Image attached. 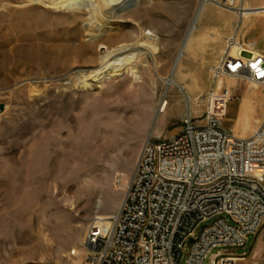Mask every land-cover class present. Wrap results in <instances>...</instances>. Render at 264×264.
<instances>
[{"label":"rangeland","instance_id":"rangeland-1","mask_svg":"<svg viewBox=\"0 0 264 264\" xmlns=\"http://www.w3.org/2000/svg\"><path fill=\"white\" fill-rule=\"evenodd\" d=\"M29 1L0 0V62L3 50L10 61L0 74V264H81L93 217L119 211L143 145L179 133L186 116L203 118L211 90L229 91L224 129L248 137L259 126L264 87L233 77L214 83L218 60L207 59L212 36L220 34V56L235 32L252 44L243 25L264 16V2L248 0L255 15L239 28L237 13L207 1L199 42L163 97L201 0ZM136 46L147 50L121 75L93 77L105 54ZM251 91L257 123L240 135ZM231 252L236 264H264V222Z\"/></svg>","mask_w":264,"mask_h":264},{"label":"built area","instance_id":"built-area-1","mask_svg":"<svg viewBox=\"0 0 264 264\" xmlns=\"http://www.w3.org/2000/svg\"><path fill=\"white\" fill-rule=\"evenodd\" d=\"M246 1L208 0L235 13ZM224 43L213 82L264 86V54L236 32ZM228 100V90H211L203 118L186 116L179 133L143 145L119 211L93 217L81 264L237 263L231 251L264 222V117L252 136L237 137L220 119Z\"/></svg>","mask_w":264,"mask_h":264},{"label":"bare ground","instance_id":"bare-ground-1","mask_svg":"<svg viewBox=\"0 0 264 264\" xmlns=\"http://www.w3.org/2000/svg\"><path fill=\"white\" fill-rule=\"evenodd\" d=\"M34 1L35 0L29 1V2L33 3ZM75 1L77 2L78 0H75ZM207 1L208 0H201V3H200L199 8H198V14L197 15H199L200 12L202 11L203 7L206 6L205 3ZM116 3L118 4L119 0H110L109 3H107L106 5L109 6V5H114ZM124 5H125V3L123 2V4L121 5V8L124 9V7H125ZM247 5H248V0L245 2V6H244L243 10L240 9V10L237 11V15L239 17L238 18V20H239L238 27L240 26L239 28H241V20L245 16H248L249 13L255 15L252 11H250V9L247 8ZM32 6H34V5H32ZM197 18H198V16H196V18H195V20L193 22V25L197 21ZM193 25H192V29L194 27ZM224 42H225V40H224ZM186 47H187V39L185 40L184 44L182 45L181 51H180V53L178 55V58H177V60L175 62L174 67L176 65H178L181 57L184 55V53L186 51ZM245 47H246V49L249 52H252L254 55L261 54V53H257V52L255 54L254 53L255 51H254L253 48L250 50V49L247 48V46H245ZM146 50H147V48H145V46H136L135 48L130 49V50L125 51V52L119 53L117 51H112L109 54H105V56H103V61H104L103 66L98 68L97 70H95L93 72L94 73L93 77H98L99 78V77L105 76L107 74H112L114 76L121 75V73L125 70V67L129 63V61L131 59L138 58L139 56L143 55ZM1 52H2V55H3V61L0 62V74L3 73L8 68V66L10 65V63H9L10 61H9L8 57L6 56L5 51L3 50ZM17 52L19 53L18 50H17ZM232 52H237V49L233 48ZM223 53H224V48H223V51H222V55H223ZM221 56H220V58H221ZM109 59L114 60V62L113 63L108 62V61H110ZM174 67H173V69H174ZM221 80L222 79H219V81H221ZM163 81H164V85H165L164 86V93H163V97H164V95L166 94L168 88L170 86L174 85L173 72H171L167 78H164ZM249 85L253 86L254 88L255 87H259V85L252 84V83H250ZM262 87H264V86H262ZM256 95L257 94H256L255 91H251L250 98L248 100H245V102L243 103V105L241 107V110H240V113H239V120H238L239 134L240 135L241 134H245V133H247L249 131H252V129L254 128L255 123H257L256 122L257 119H255V117H254V99L256 98ZM166 106H167V102L166 101L161 102L159 104V107H158V114L159 115H162L165 112ZM257 129H258V126L255 129V131L250 136H252L256 132ZM250 136L248 135V137H250ZM248 137L246 136V137H240V138H248ZM82 249H83V247H82ZM83 251H84V249H83ZM71 255H75V251H72Z\"/></svg>","mask_w":264,"mask_h":264},{"label":"crops","instance_id":"crops-1","mask_svg":"<svg viewBox=\"0 0 264 264\" xmlns=\"http://www.w3.org/2000/svg\"><path fill=\"white\" fill-rule=\"evenodd\" d=\"M258 1L259 2H264V0H258ZM209 13H210V10L207 8V6L203 7V9H202V11L200 12L199 15H197L198 14V10H197L196 15H195V17L193 19V22H194L196 16H198V18H197V21L194 23V25H193V22H192V25L194 27L192 29V25H191V27H190V29L188 31V34H187V36L185 38V40L187 39V47H186V51H185V53H184V55L182 57H184L185 54H188L190 47L193 48L195 46V44H198L199 41H197L196 39L201 37V35H199V34L196 36V33L199 30L198 29V24L200 23V21L203 18H207L209 16ZM243 26L244 27L248 26L251 29V31H250L251 32V39H252L253 43L247 45V47L250 46V50H251L252 49L251 45L252 46L255 45L257 47L258 51L254 49V51H255L254 53L256 54V52H257V53L264 54V16L258 18L255 21H251L249 23H246ZM210 39H211L210 40V47L211 48H210V51L208 53L207 63H208L209 66H212L213 64L216 63V61L220 57V34L212 36ZM185 40H184V42H185ZM184 42H183V44H184ZM180 51H181V49H180ZM182 57H181V59H182ZM181 59H180V61H181ZM180 61H179L178 65H176L175 67H174V65H175V63H174V65H173L174 69L172 67V70H171V72H173L174 85H176V83H177L176 79H177L178 72H179ZM246 100H248V99H246Z\"/></svg>","mask_w":264,"mask_h":264}]
</instances>
